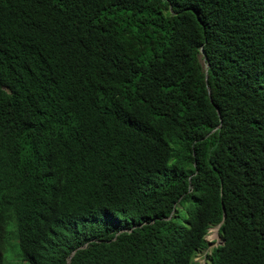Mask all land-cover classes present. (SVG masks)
Wrapping results in <instances>:
<instances>
[{"label": "trees", "instance_id": "trees-1", "mask_svg": "<svg viewBox=\"0 0 264 264\" xmlns=\"http://www.w3.org/2000/svg\"><path fill=\"white\" fill-rule=\"evenodd\" d=\"M264 264V0H0V264Z\"/></svg>", "mask_w": 264, "mask_h": 264}, {"label": "clouds", "instance_id": "clouds-1", "mask_svg": "<svg viewBox=\"0 0 264 264\" xmlns=\"http://www.w3.org/2000/svg\"><path fill=\"white\" fill-rule=\"evenodd\" d=\"M213 225H217L218 226V232H219V226H220V222L217 223V224H212L208 227V229L213 226ZM208 229H207V232H208ZM206 232V234H207ZM206 234L204 235L205 236V239H206ZM220 234V233H219ZM221 235V234H220ZM17 230L16 228H12L10 230V237H9V241H10V248L5 250V251H1V257H3L5 259V264H27L26 263V260L25 259H20V257H18L16 254H17V249H16V242H17ZM207 243H208V240L206 239ZM223 241V238L221 236V241L219 243H221ZM218 243V244H219ZM217 244V245H218ZM207 246V244H206ZM216 246V245H215ZM204 248V247H203ZM213 248V247H212ZM211 248V249H212ZM202 249V248H201ZM199 251V250H198ZM197 251V252H198ZM196 252V254H197ZM210 253H211V250H210ZM208 253V255L210 254ZM195 254V255H196ZM195 255L193 257L194 260L195 259ZM209 257V256H208ZM197 261V260H196ZM198 262V261H197ZM199 263V262H198ZM200 264V263H199ZM210 264V258H209V263Z\"/></svg>", "mask_w": 264, "mask_h": 264}, {"label": "rangeland", "instance_id": "rangeland-1", "mask_svg": "<svg viewBox=\"0 0 264 264\" xmlns=\"http://www.w3.org/2000/svg\"><path fill=\"white\" fill-rule=\"evenodd\" d=\"M217 227V228H215ZM218 226L213 225L208 229V232L206 234V239L208 240L207 246L200 249L197 254L195 255V259L200 264H208L209 263V257L208 253H210V250L212 247L217 245L221 241V235L218 232Z\"/></svg>", "mask_w": 264, "mask_h": 264}, {"label": "bare ground", "instance_id": "bare-ground-1", "mask_svg": "<svg viewBox=\"0 0 264 264\" xmlns=\"http://www.w3.org/2000/svg\"><path fill=\"white\" fill-rule=\"evenodd\" d=\"M215 228H217V227H215ZM218 230V229H217Z\"/></svg>", "mask_w": 264, "mask_h": 264}]
</instances>
